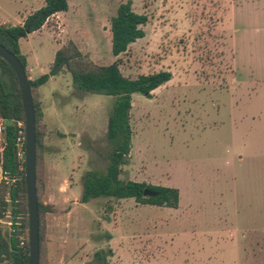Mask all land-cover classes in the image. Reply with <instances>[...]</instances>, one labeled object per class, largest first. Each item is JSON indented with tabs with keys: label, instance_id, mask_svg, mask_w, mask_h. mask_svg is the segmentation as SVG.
Masks as SVG:
<instances>
[{
	"label": "rangeland",
	"instance_id": "rangeland-1",
	"mask_svg": "<svg viewBox=\"0 0 264 264\" xmlns=\"http://www.w3.org/2000/svg\"><path fill=\"white\" fill-rule=\"evenodd\" d=\"M126 1H69L66 12L21 42L27 78L47 74L56 50L70 44L85 62L119 60L120 72L131 79L169 71L171 80L150 97L132 95L131 149L120 179L176 188L179 205L111 198L80 203L83 174L106 167V123L114 98L73 89L63 70L32 91L40 109L37 200L49 207L39 213V264H101L97 253L106 264H264L263 136L258 153L250 154L223 110V92L235 86L228 1L129 0L135 13L148 18L145 36L114 57L110 19ZM43 3L0 0V13L12 19ZM11 19L7 25L16 23ZM246 99L247 93L238 105L246 107ZM2 181L9 202L15 182ZM24 207L21 200L17 219L8 203L0 218V234L14 230L23 245ZM14 222L20 227L14 229Z\"/></svg>",
	"mask_w": 264,
	"mask_h": 264
},
{
	"label": "trees",
	"instance_id": "trees-1",
	"mask_svg": "<svg viewBox=\"0 0 264 264\" xmlns=\"http://www.w3.org/2000/svg\"><path fill=\"white\" fill-rule=\"evenodd\" d=\"M69 1L71 0H43V5L29 14L21 25H0V44L17 57L25 73L27 63L25 56L20 52L19 40L39 31L51 16L66 12ZM147 22L146 15L137 14L132 10L129 0L121 3L115 15L110 19L111 54L114 57L121 56L126 53L131 44L142 39L145 36L142 27ZM118 65L119 60L109 65H96L91 61L85 62L72 44L61 47L55 52L48 73L28 81L31 96L32 91L44 85L50 77H55L61 71L67 70L71 76L73 89L114 98L106 123V140L110 145V151L105 157L106 167L104 171H87L83 174L80 203L86 204L99 198L133 199L141 205L177 209L179 205L178 189L155 186L144 182H124L120 179L122 167L127 164L131 149L132 130L129 114L132 95L139 94L150 97L154 90L171 80L172 74L169 71H158L131 79L122 75ZM33 107L36 124L37 165V150L41 146L37 128L40 109L34 102ZM0 119L4 122L0 142V172L5 173L9 180L15 182V186L8 191L9 202L4 200V182L0 183V218L10 203L13 217L19 219L17 215L20 212L21 200L25 204L24 212L27 214L24 154L23 160H20L16 146L18 132L22 131L24 134V111L16 76L1 58ZM22 151L24 153V145ZM145 190L153 193V196H145ZM47 211H49V207L38 202V216L40 212ZM12 227L14 229L19 228L20 225L14 222ZM96 256L102 260L101 264H106L102 254L97 253ZM0 264H28V241L21 246L15 234H0Z\"/></svg>",
	"mask_w": 264,
	"mask_h": 264
},
{
	"label": "crops",
	"instance_id": "crops-1",
	"mask_svg": "<svg viewBox=\"0 0 264 264\" xmlns=\"http://www.w3.org/2000/svg\"><path fill=\"white\" fill-rule=\"evenodd\" d=\"M227 1L235 86L233 90L223 92V110L226 109L231 118L229 128L239 136H244L245 144H249L250 154L254 155L259 151L257 142H261V136L264 140V0ZM221 3L223 4V0ZM29 14L31 13L24 16L19 14L11 19L7 14L0 13V25H7L6 21L9 19L16 20V23L8 26L21 25ZM236 17L238 25L234 20ZM36 32L19 40L20 52L21 42L27 41ZM245 93L246 104L250 103L246 107L239 106L237 100ZM261 151L264 152V147ZM238 159L241 162L243 156ZM254 258L255 255L251 254V261H256Z\"/></svg>",
	"mask_w": 264,
	"mask_h": 264
},
{
	"label": "water",
	"instance_id": "water-1",
	"mask_svg": "<svg viewBox=\"0 0 264 264\" xmlns=\"http://www.w3.org/2000/svg\"><path fill=\"white\" fill-rule=\"evenodd\" d=\"M0 58L4 60L14 72L24 111V183L28 213V264H39V216L36 191V140L35 113L29 87V79L17 57L0 44ZM145 196L153 193L145 190Z\"/></svg>",
	"mask_w": 264,
	"mask_h": 264
},
{
	"label": "built area",
	"instance_id": "built-area-1",
	"mask_svg": "<svg viewBox=\"0 0 264 264\" xmlns=\"http://www.w3.org/2000/svg\"><path fill=\"white\" fill-rule=\"evenodd\" d=\"M18 126H20V124H18ZM3 130H4V127H2V125L0 124V142H1V137H2V134H3ZM24 145V136H23V132L22 131H19L18 132V138L16 140V146H17V152H18V157L21 153H23L22 151V147ZM7 178V175L5 173H2L0 172V180L1 179H6ZM13 233H14V230H11ZM20 245L22 246L23 245V242L20 241Z\"/></svg>",
	"mask_w": 264,
	"mask_h": 264
}]
</instances>
